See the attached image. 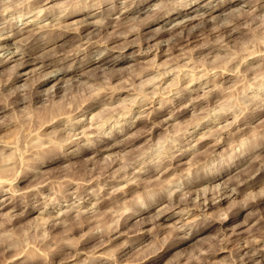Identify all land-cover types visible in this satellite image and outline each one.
<instances>
[{"label":"clouds","instance_id":"obj_1","mask_svg":"<svg viewBox=\"0 0 264 264\" xmlns=\"http://www.w3.org/2000/svg\"><path fill=\"white\" fill-rule=\"evenodd\" d=\"M0 264H264V0H0Z\"/></svg>","mask_w":264,"mask_h":264}]
</instances>
